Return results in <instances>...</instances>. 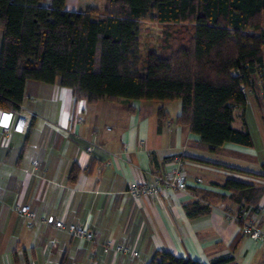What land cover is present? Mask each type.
Segmentation results:
<instances>
[{"label":"crops","instance_id":"crops-1","mask_svg":"<svg viewBox=\"0 0 264 264\" xmlns=\"http://www.w3.org/2000/svg\"><path fill=\"white\" fill-rule=\"evenodd\" d=\"M65 7L78 11L68 0ZM247 95L245 108H234L232 124L247 129L252 144L210 148L177 123L180 99L89 102L59 82L27 80L17 110L30 117L26 130L14 128L17 114L9 132L0 125V264H147L159 249L205 264L229 254L237 264H264V242L244 235L241 223L226 216L238 204L223 197L229 191L221 187L237 177L264 188V177L253 174L264 161V122L255 93ZM11 111L0 108V121ZM176 156L188 172V192L134 197L127 191L133 181L168 170ZM196 199L211 210L189 216L186 205ZM22 203L37 211L31 226L17 209ZM243 214L256 215L264 228V189L256 209ZM59 219L86 224L94 239L55 227ZM106 241L138 254L105 250Z\"/></svg>","mask_w":264,"mask_h":264},{"label":"trees","instance_id":"trees-1","mask_svg":"<svg viewBox=\"0 0 264 264\" xmlns=\"http://www.w3.org/2000/svg\"><path fill=\"white\" fill-rule=\"evenodd\" d=\"M66 0H0V108L18 110L29 79L59 82L77 98L120 97L181 101L177 123L210 148L225 142L251 145L247 129L233 126L234 108L255 93L264 122V0H106L104 11L68 10ZM189 24L187 36L146 58L139 69L141 23ZM176 44V43H175ZM165 111H159L162 120ZM261 172L264 177V161ZM236 212L254 211L263 186L237 177L221 185ZM189 216L211 210L196 199ZM239 239H234L235 248ZM147 264H205L159 249ZM210 264H237L233 254Z\"/></svg>","mask_w":264,"mask_h":264},{"label":"built area","instance_id":"built-area-1","mask_svg":"<svg viewBox=\"0 0 264 264\" xmlns=\"http://www.w3.org/2000/svg\"><path fill=\"white\" fill-rule=\"evenodd\" d=\"M242 89L249 93L248 87H242ZM8 118L4 121H0V125L5 132L11 130L10 118L17 114V120L15 122L14 128L20 129L22 131L26 130L28 123L30 122L29 116L21 115V113L15 109L11 112H4ZM93 145H89L87 150L91 151ZM189 175L184 166L182 158L176 156L173 159L172 166L168 170L160 174H153L149 180L133 181L127 188V191L134 197H141L145 195H163L169 190H179L188 192L187 181ZM199 180H201L199 178ZM19 213L29 221V225L38 218L37 211L29 203H22L17 206ZM224 213L227 217L239 221L241 223V232L244 235L249 236L255 241L264 242V228L259 225V218L256 215L244 216L242 212H231L225 210ZM42 222H46V219L40 218ZM55 227L59 229H67L69 232L74 234L79 239L92 240L95 237V232L89 229L86 224H75L70 223L66 225L62 219L55 221ZM105 250L113 249L115 252H120L124 254H131L136 256L137 251H131L125 245H114L111 241H106L103 244Z\"/></svg>","mask_w":264,"mask_h":264},{"label":"rangeland","instance_id":"rangeland-1","mask_svg":"<svg viewBox=\"0 0 264 264\" xmlns=\"http://www.w3.org/2000/svg\"><path fill=\"white\" fill-rule=\"evenodd\" d=\"M69 4L77 10H84L87 8L93 9L95 14L102 13L104 11L106 0H68ZM189 24H165L153 19H145L141 23V34H140V57L141 62L139 69L142 73H146V58L150 52H160L162 48L168 45L166 42L168 34H174L179 38V42L170 39L169 43L173 46L181 43V36H187V28ZM176 43V44H175ZM248 96V95H247Z\"/></svg>","mask_w":264,"mask_h":264}]
</instances>
